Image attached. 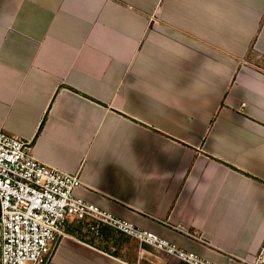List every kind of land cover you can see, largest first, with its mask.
Segmentation results:
<instances>
[{
	"label": "crops",
	"instance_id": "obj_1",
	"mask_svg": "<svg viewBox=\"0 0 264 264\" xmlns=\"http://www.w3.org/2000/svg\"><path fill=\"white\" fill-rule=\"evenodd\" d=\"M0 130L85 201L240 264L264 244V0H0ZM74 224L50 264H140Z\"/></svg>",
	"mask_w": 264,
	"mask_h": 264
},
{
	"label": "built area",
	"instance_id": "obj_2",
	"mask_svg": "<svg viewBox=\"0 0 264 264\" xmlns=\"http://www.w3.org/2000/svg\"><path fill=\"white\" fill-rule=\"evenodd\" d=\"M78 174L36 159L28 140L0 130V264H50L75 222L98 234L112 228L184 264H213L153 232L140 229L76 195ZM240 264H264V244Z\"/></svg>",
	"mask_w": 264,
	"mask_h": 264
},
{
	"label": "rangeland",
	"instance_id": "obj_3",
	"mask_svg": "<svg viewBox=\"0 0 264 264\" xmlns=\"http://www.w3.org/2000/svg\"><path fill=\"white\" fill-rule=\"evenodd\" d=\"M82 231L87 232L85 227ZM116 235L120 244L118 249L115 248V251L125 257L136 258L137 256L140 264H183L179 260L166 255L150 245L139 243L135 239L118 232H116Z\"/></svg>",
	"mask_w": 264,
	"mask_h": 264
},
{
	"label": "trees",
	"instance_id": "obj_4",
	"mask_svg": "<svg viewBox=\"0 0 264 264\" xmlns=\"http://www.w3.org/2000/svg\"><path fill=\"white\" fill-rule=\"evenodd\" d=\"M84 227L86 228V224H84L82 221L75 222V224L71 226V229H69V231L73 232L74 234L76 233L78 237L85 239L86 241L93 244L94 246L96 245V247L100 246L99 244L97 245L96 243V241L98 240L105 239L106 241H108L110 239H114L110 231H105V229H101L98 234H95L94 232L89 231V229L87 232H83L82 230ZM104 249H107V246L103 247V250ZM112 254L117 255V252L116 251L112 252Z\"/></svg>",
	"mask_w": 264,
	"mask_h": 264
}]
</instances>
